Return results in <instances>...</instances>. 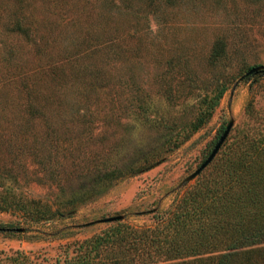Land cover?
Instances as JSON below:
<instances>
[{
  "label": "rangeland",
  "instance_id": "374dc122",
  "mask_svg": "<svg viewBox=\"0 0 264 264\" xmlns=\"http://www.w3.org/2000/svg\"><path fill=\"white\" fill-rule=\"evenodd\" d=\"M124 4L0 0V106L12 119L0 123L1 196L20 195L30 209L42 198L67 201L38 222L0 207V221L22 229L0 231V259L20 249L52 261L109 215L152 223L150 211L170 207L229 119L226 136L251 122L246 104L264 112V71L245 74L264 67V0ZM19 13L36 28V44L7 32ZM22 72L42 97L53 96L36 111L22 110ZM219 82L225 89L210 116L166 148Z\"/></svg>",
  "mask_w": 264,
  "mask_h": 264
},
{
  "label": "trees",
  "instance_id": "16d2710c",
  "mask_svg": "<svg viewBox=\"0 0 264 264\" xmlns=\"http://www.w3.org/2000/svg\"><path fill=\"white\" fill-rule=\"evenodd\" d=\"M127 2L103 0L105 5L113 6ZM6 30L30 43L36 44L40 39L32 22L22 13L15 15ZM11 50L8 47L3 61L9 62ZM222 50L220 45L212 48V60ZM23 72L17 84L24 95L22 110L36 111L44 107L42 99L53 96L48 93L42 97L31 82L24 80ZM224 89L225 85L219 82L204 93L203 105L194 119L187 127L173 131L166 148L210 116ZM4 111L1 105L0 123L12 122L3 119ZM245 113L251 122L225 137L211 160L191 179L183 181L182 190L164 213L156 208L150 211L152 223L135 225L116 218L96 232L65 241L62 253L52 261L15 249L3 255L0 264H264V112L248 103ZM1 194L0 207L31 214L34 222L53 219L67 203H60L55 197L42 198L37 208L30 209L19 199L20 195L16 199L13 194L9 196L11 193ZM21 230L0 221L2 232Z\"/></svg>",
  "mask_w": 264,
  "mask_h": 264
},
{
  "label": "water",
  "instance_id": "95a60500",
  "mask_svg": "<svg viewBox=\"0 0 264 264\" xmlns=\"http://www.w3.org/2000/svg\"><path fill=\"white\" fill-rule=\"evenodd\" d=\"M258 71H260V72L264 71L263 65H261V64L260 65H252L245 71V74L256 73ZM231 124H232V119H229L227 121V123L225 124L224 128L222 129V131L220 132V134L218 135L217 139L215 140V142L212 145L208 154L204 157V159L202 161H200V163L192 171H190L187 175L184 176V180L191 179L195 174H197L211 160V158L214 156V154L218 150L219 146L223 142L225 136L227 135L228 130L231 127ZM120 217H121V214H116V215H109V216L100 218L98 220H101V221L113 220V219L120 218Z\"/></svg>",
  "mask_w": 264,
  "mask_h": 264
}]
</instances>
